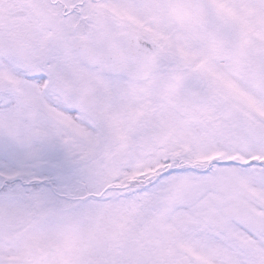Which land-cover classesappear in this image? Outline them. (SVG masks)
Returning <instances> with one entry per match:
<instances>
[{"label":"snow or ice","instance_id":"snow-or-ice-1","mask_svg":"<svg viewBox=\"0 0 264 264\" xmlns=\"http://www.w3.org/2000/svg\"><path fill=\"white\" fill-rule=\"evenodd\" d=\"M0 264H264V0H0Z\"/></svg>","mask_w":264,"mask_h":264}]
</instances>
